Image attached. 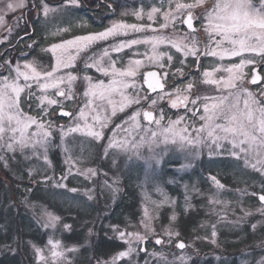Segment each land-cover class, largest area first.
<instances>
[{
    "label": "rangeland",
    "instance_id": "obj_1",
    "mask_svg": "<svg viewBox=\"0 0 264 264\" xmlns=\"http://www.w3.org/2000/svg\"><path fill=\"white\" fill-rule=\"evenodd\" d=\"M256 1L254 0L255 3ZM12 2L15 3L16 0H12ZM46 2L52 7L63 6L64 4V0H46ZM179 2L192 3L194 0H179ZM25 4V8L7 13L5 15V24L0 25V44H10L7 52L9 59L5 61L10 60L13 66L23 53L27 61H35L38 70L50 71L51 65L54 64V59L50 52L44 51L49 45L72 39L75 36L103 31L114 22L151 24L152 28L156 29L155 33L148 30L144 33H130L126 37L121 36L115 40L99 42L86 53L81 54L73 68L69 69L73 75L78 77L73 85L75 98L71 103H66L64 108L69 112H78L80 107L87 104V99L83 95L86 88L82 79L84 75L93 77V80L105 79L107 83L108 78L96 72L95 68H90L87 72L84 71L87 57L100 52L103 48L109 47L113 43H118L121 39L142 38L145 35H165L183 42L180 38L189 31L180 22L176 23L175 28L169 26L167 29H161L160 24L164 23L162 14L157 15L155 21L147 19V12L152 7H161L160 0H79L78 6H69L62 14H57V21L51 23L45 22L43 11L39 7L40 0H25ZM33 4L36 7H33ZM101 4L106 6V12H103V26L98 30L79 31L80 29L92 28L93 26L89 25L84 18H81L75 8L87 5L100 9ZM109 4L112 5L111 8L107 7ZM214 4L215 0H205L203 6L195 10V15L202 17L207 10L212 9ZM256 4L258 5L259 2ZM174 7L175 0L172 4V8ZM141 9L144 11V16L142 19H138L133 13ZM163 10H168L167 0H164ZM184 15L186 16L187 13L185 12ZM21 17L22 19L18 22V18ZM31 17H37V25L47 40L34 55L29 56V49H26V44L21 45L23 50H19L21 46L19 47L17 43L20 44L21 42V34H28V22ZM48 19L51 21V16ZM57 23L60 28L68 29V31L54 35ZM97 23L99 24L98 20ZM203 25V19L196 23V26L194 25L196 29L194 35L199 41L198 47L201 51L204 50L205 45L208 43V34L204 31ZM9 28H11V31H9ZM160 48L162 51L170 52L174 55V67L170 71H175L176 68L181 67L180 61H184L183 70L186 75L175 77L169 75L166 84L168 91H171L173 87L182 88L189 82H194L193 95H217L219 93L215 86L205 85L201 82L204 69L208 68L211 70V68L221 63L225 66L229 63H239V58L236 57L220 61L215 57L202 56L200 58L201 67L198 68L194 57H183L182 53L177 52L170 44L161 45ZM146 52L150 53L149 46L137 45L130 50L125 49L120 54L111 53V56L113 60L117 61V67L127 66L129 59L144 60L145 66L140 70L141 74L136 80L137 89L141 90L140 95L147 94L155 98V94L148 92L144 87L142 73L150 69H156L162 77L164 71H169V66L166 63V58L163 70L158 66L148 64L144 55ZM137 53L139 55H136ZM247 55L245 54L246 57ZM5 61L0 59V65H3ZM20 63L23 65L24 60L21 59ZM244 72L246 76L243 86L258 94L259 98H264L259 96L261 89H264V83L249 87L248 77L249 75L251 76V66L246 67ZM0 74L9 75L8 69L0 67ZM59 74L63 75L64 72ZM11 75L14 76L15 74L12 73ZM220 75H226V73H218L216 78H219ZM22 82L23 79L21 78ZM32 91L37 95L41 94L38 85L33 84ZM129 94L136 95V92L135 90H129ZM49 95L60 99L55 97L53 90H49ZM24 96L26 99V93ZM114 99L118 101L120 97L116 96ZM30 103L22 104V111L30 116H39L37 103ZM53 107L55 111L51 115L44 117L45 121H54L52 127L53 135L50 138L51 142L47 150V162L44 160L43 150L34 151L29 148L24 151L17 150L13 153L6 149H0V157H3V159H0V209H4L12 202L10 200L6 203L4 199L6 192L4 189L10 188L11 191L13 190V186L9 183L12 182L16 186H22L20 183L23 180L32 182V187L27 189L22 187L24 196L21 197V210L27 213L28 217L47 233V238L43 244H31L33 255L38 264H41V262L37 259L35 248L43 249L47 264H53L49 251L50 245H48L50 238L60 240L64 248L75 247L77 249L75 252H68L67 260H61L60 264H67L69 261L71 264L78 257L80 246L66 242L61 237L62 231L70 230L74 224L72 221L64 219L63 215H60L55 208L56 206H61L64 209H74L86 204L88 206L93 205L96 208V214L93 216L95 219L105 214L120 196L125 181L136 190L137 215L122 224L105 223L101 229L109 237L118 239L117 233L112 230V226H118L122 231L139 232L141 235H145L147 239L142 243L133 241L132 246L137 251L132 253L130 257L121 258L117 261V264H259L264 259V237L256 239L253 242L254 247L249 249L240 248V251H236L234 254L227 252L228 248L226 246L229 241L236 243L250 233H258L261 232L260 230H264V213L258 211L262 207V202L259 200L258 195L264 194V191H262L264 189V172L253 169L250 165L246 166L243 158L237 160L227 151H222L210 157L207 147H204L197 150L199 155H193L179 151L177 146H165L163 143H160L155 148V151L159 153V163L152 161L151 165H149L145 159L151 156L147 147L141 149V155L126 152L118 147H109L110 140L115 142L123 139L124 133L120 132L114 135L113 129L116 124H120L125 120L123 113H118L116 117H111V107H107L101 113L102 116L111 117L108 127L103 129L104 135L101 139L97 140L87 137L82 133H69L62 141L59 126L65 125V132H67V127L73 126L72 121L68 117L58 114L59 107ZM135 107L133 106L130 110L126 109L127 114L131 115V112L135 111ZM144 107L146 108L147 105H144ZM161 107L172 119H176L175 114L185 115L183 108L170 109L167 98L159 101L157 112ZM187 115L191 120V113ZM88 119L89 123H91V116ZM166 122L167 119L165 120ZM81 123L83 122L81 121ZM142 123L146 122L142 121ZM199 123L197 120V127H199ZM30 131H35V126H32ZM226 147L230 148L227 145ZM55 159H57V164ZM70 164L74 166L71 167L68 178L61 179L65 174L69 173ZM185 165L188 166L184 167ZM88 169L95 170L96 175H85L84 173ZM169 169H172L174 173L164 176ZM213 176L224 186L222 189H218L215 186L211 179ZM45 177L50 178L47 183L44 182ZM57 181L66 185V187H57ZM114 181L115 183H113ZM7 184L11 187H8ZM169 187H172L173 191ZM33 188H36L40 193V196L35 199L30 196ZM71 189H76L77 191L73 192ZM89 196L92 199H89ZM213 200H218L219 203H212L211 201ZM145 209L148 210L150 217L147 230L142 222ZM45 210L59 217L55 227L44 226L47 220V217L43 214ZM246 213L249 214L246 215ZM186 215L198 216L195 226L189 231L182 228V223L180 222V217H185ZM173 216L175 219H172ZM84 222L85 219H77L76 227L83 225ZM64 225H69L70 228L66 229ZM213 225H215V237L212 236ZM253 225L256 227L253 228ZM92 227V222L86 227L88 235L91 234ZM169 231L179 235H172L169 240L167 235ZM156 238H160L165 243L156 245V248L152 247V243H155ZM178 241H182L186 247L179 249L177 247ZM122 243L123 248L121 250L98 262L104 264L105 261H111V258L118 252L126 250L128 247L127 243ZM142 245L143 248L141 247ZM154 252L163 253L164 255L163 257L159 255L153 256ZM181 256L184 257L183 262L178 259Z\"/></svg>",
    "mask_w": 264,
    "mask_h": 264
},
{
    "label": "snow or ice",
    "instance_id": "obj_2",
    "mask_svg": "<svg viewBox=\"0 0 264 264\" xmlns=\"http://www.w3.org/2000/svg\"><path fill=\"white\" fill-rule=\"evenodd\" d=\"M173 2L174 0H167L168 10L164 11V0H160L161 7H152L147 12V19L155 21L157 15L162 14L164 23L160 24L161 29H167L169 26L175 28L177 22L186 25L189 31L180 38L183 42L165 35H145L142 38L121 39L118 43H113L87 57L84 71L95 68L96 72L108 79L106 83L105 79L93 80V77L89 75L83 76L82 79L86 85L83 95L87 99V104L80 107L78 112L65 111L64 108L66 103H71L75 98L73 85L78 77L69 69L73 68L81 54L86 53L99 42L115 40L121 36L126 37L130 33H144L148 30L155 33L156 29H153L151 24H128L118 21L103 31L53 43L44 49L45 52H50L54 59L50 71L38 70L35 61H27L23 53L14 66L10 60L0 65V67H6L9 72V75L0 74V149L13 153L29 148L34 151L43 150L44 160L47 162V150L53 135L54 121H45L44 117L51 115L55 111L53 106H56L60 108L63 116L72 121L73 125L67 127V132H65V125L59 126L62 141L69 133H82L99 140L104 135L103 129L111 122V117L123 113L125 120L116 124L113 134L123 132L124 137L115 142L110 140L109 147H118L137 155H141V149L147 147L151 153V156L145 158L149 165L152 161L159 163V153L155 151V148L163 143L165 146H177L179 151L193 155H199L197 150L204 147H207L210 157L227 151L237 160L243 158L246 166L250 165L253 169L264 172V98H259L258 94L243 86L246 76L244 69L248 66H251L252 72L250 83L257 84V81L264 83V77L257 71L258 67L264 68V0H259L258 5L254 0H215L212 9L207 10L202 17L196 16L195 10L203 6L205 0H194L192 3L175 0V7L172 8ZM78 5L79 0H64L63 6L52 7L46 0H40L39 7L43 11L45 22L51 23L57 21V14H62L69 6ZM25 7V0H16L15 3L12 0L7 2L0 0V25L5 24L7 13ZM33 7L36 5L33 4ZM107 7L111 8L112 5L109 4ZM133 15L142 19L144 11L141 9ZM49 16L52 18L51 21L48 19ZM20 19L22 17L18 18V22ZM201 19L204 20V31L208 34V43L203 51L198 47L199 41L194 35L196 32L194 22L199 23ZM66 31L68 29L60 28L57 23L56 33L53 34ZM165 44H170L185 58L194 57L198 68L201 67L202 56L215 57L220 61L236 57L239 58V63H229L227 66L221 63L211 70L204 69L201 82L215 86L219 93L217 95H193L194 82H189L182 88L173 87L171 91H168L166 84L169 75L175 77L186 74L183 70V60L180 61L181 67L170 71L174 67V55L161 50L160 46ZM137 45L150 47V53H144L148 64L163 70L166 58L169 66V71H164L159 79L157 71L142 73L143 83L155 94V98L152 95H140L141 90L137 89L136 80L141 74L140 70L145 66L144 60L129 59L127 66L117 67V61L112 59L111 53L120 54L125 49L130 50ZM32 46L26 45V47ZM245 54H248L247 57ZM21 59L24 60L23 65L20 63ZM61 72L64 74H59ZM12 73L15 75L12 76ZM218 73H226V75L216 78ZM33 84L38 85L40 95L32 91ZM49 90H53L55 97L60 99L49 95ZM129 90H135L136 95L129 94ZM25 93L27 99H25ZM116 96L120 97L118 101L114 99ZM259 96L264 97V89H261ZM166 98L170 109L183 108L185 115L175 114L176 119H172L163 107L157 112L159 101ZM29 102L37 103L39 116H30L22 111L21 105ZM144 105L147 107L145 108ZM133 106H136L135 111L128 115L126 109L130 110ZM107 107H111V117L101 115ZM188 113H191V120ZM89 116H91V123H89ZM197 120L200 122L199 127L196 126ZM32 126H35V131H30ZM73 166L70 164L69 173L61 179L68 178ZM84 174L95 176L96 171L88 169ZM49 179L45 177L44 182L47 183ZM211 179L218 189L224 187L216 177L213 176ZM56 186L66 187L58 181ZM71 191L77 190L71 189ZM89 199L92 197L89 196ZM259 200L262 202V207L258 211L264 213V194L259 195ZM211 202L219 203L218 200ZM43 214L47 217L44 226L55 227L59 217L46 210ZM149 219L148 210L145 209L142 222L146 230L149 228ZM172 219L175 217L173 216ZM64 227L70 228L69 225ZM214 229L215 225H213V237L216 235ZM112 230L117 233L120 241L127 243L128 247L113 256L111 261H105L104 264H117L121 258L130 257L137 251L132 246L133 241L142 243L147 239L139 232L122 231L118 226H112ZM167 235L170 240L172 235L179 234L169 231ZM164 243L160 238L155 240L156 245ZM48 245H50L49 251L53 264H60L61 260L66 261L67 253L77 250L75 247L64 248L60 240L52 238L49 239ZM177 247L184 249L186 246L181 241L177 243ZM43 251V249L35 248L38 261L41 264H47ZM157 255L163 257L164 254L153 253V256ZM178 259L183 262L184 257L181 256ZM67 264H70V261ZM259 264H264V259Z\"/></svg>",
    "mask_w": 264,
    "mask_h": 264
},
{
    "label": "trees",
    "instance_id": "obj_3",
    "mask_svg": "<svg viewBox=\"0 0 264 264\" xmlns=\"http://www.w3.org/2000/svg\"><path fill=\"white\" fill-rule=\"evenodd\" d=\"M75 9L81 18H84L89 25L91 24L93 26L88 29H80L79 31L98 30L103 26V12H106L105 4H101L100 9L87 5L79 6ZM36 20L37 17H31L29 19L28 34L24 36L23 39L20 37L21 42L20 44L17 43L19 47L21 44L33 45L32 47L26 48L29 49V56L34 55L47 40L46 36L44 37L43 32H41L40 27H38ZM97 20L99 21V24L97 23ZM19 50H23L22 46ZM30 104H33V102ZM55 163L57 164V159H55ZM173 173L172 169H169L164 176ZM9 184L13 186V190L11 191L10 188L4 189V191H6L4 199L6 203L10 200L12 202L4 209H0V264H38L33 255L31 244H43L47 238V233L36 225L28 217L27 213H24L21 210V197L24 196L23 188L27 189L32 187V182L30 180H23L20 183L22 186H16L12 182ZM9 184H7L8 187H11ZM36 185L39 187L38 184ZM169 188L173 191L172 187ZM30 196L35 199L40 196V193L36 188H33V192ZM55 208L60 215H63L64 219L72 221L74 224L70 230H63L61 233L63 240L80 246L78 257L76 261L71 264H97L99 260L106 259L113 253L121 250L123 248V243L117 238L109 237L101 228L105 223L122 224L126 220H129V218L136 217L138 212L136 190L133 186H130L127 181L124 183L120 196L108 208V211L95 219L93 216L96 214V208L93 205L88 206L86 204L74 209H64L61 206H56ZM182 217H180L182 228L188 231L195 226L198 220L197 215H186L185 217ZM77 219H85V222L83 225L76 227ZM91 222L93 227L91 234L88 235L86 227L89 226ZM260 231L261 232L258 233H250L236 243L229 241L226 245L228 248L227 252L234 254L236 251H240V248L249 249L254 247L253 242L256 239L264 237V230ZM152 247L156 248V244L152 243Z\"/></svg>",
    "mask_w": 264,
    "mask_h": 264
},
{
    "label": "flooded vegetation",
    "instance_id": "obj_4",
    "mask_svg": "<svg viewBox=\"0 0 264 264\" xmlns=\"http://www.w3.org/2000/svg\"><path fill=\"white\" fill-rule=\"evenodd\" d=\"M259 1L257 0L256 3H258ZM195 26H196V23L194 22ZM25 34H21L20 37H24ZM16 44V43H15ZM5 45V46H3ZM23 46V44H21ZM10 46V44H0V59H4L7 60L9 59V54H7L8 52V47ZM257 71H258V74L262 77H264V68H261V67H258L257 68ZM251 75H252V72H251ZM250 78L251 76L249 75L248 79H249V87H252V86H256L257 84H260L261 82L260 81H257V84H251L250 83Z\"/></svg>",
    "mask_w": 264,
    "mask_h": 264
},
{
    "label": "water",
    "instance_id": "obj_5",
    "mask_svg": "<svg viewBox=\"0 0 264 264\" xmlns=\"http://www.w3.org/2000/svg\"><path fill=\"white\" fill-rule=\"evenodd\" d=\"M147 71H157L158 72V79L159 78H161V76L159 75V71L158 70H156V69H150V70H147ZM146 72V71H145ZM250 81H251V79H250ZM161 82H162V80H161ZM144 84V83H143ZM144 86L147 88V85L146 84H144ZM149 92H151L150 90H148ZM65 111H68L67 109H64ZM58 114L59 115H62L61 114V112H60V109L58 110ZM63 116V115H62ZM259 195H261V194H259ZM259 195H258V198H259ZM157 239V238H156ZM178 242H181V241H178ZM177 242V243H178Z\"/></svg>",
    "mask_w": 264,
    "mask_h": 264
}]
</instances>
